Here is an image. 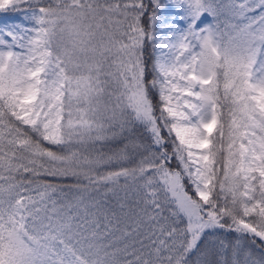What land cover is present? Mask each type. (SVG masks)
I'll use <instances>...</instances> for the list:
<instances>
[{"label": "snow or ice", "instance_id": "6c2138e0", "mask_svg": "<svg viewBox=\"0 0 264 264\" xmlns=\"http://www.w3.org/2000/svg\"><path fill=\"white\" fill-rule=\"evenodd\" d=\"M0 14V264H264V0Z\"/></svg>", "mask_w": 264, "mask_h": 264}, {"label": "trees", "instance_id": "16d2710c", "mask_svg": "<svg viewBox=\"0 0 264 264\" xmlns=\"http://www.w3.org/2000/svg\"><path fill=\"white\" fill-rule=\"evenodd\" d=\"M4 15L5 14H0V19H3ZM7 16L10 17V18H13V19H18V16H16L15 14L9 13V14H7Z\"/></svg>", "mask_w": 264, "mask_h": 264}]
</instances>
